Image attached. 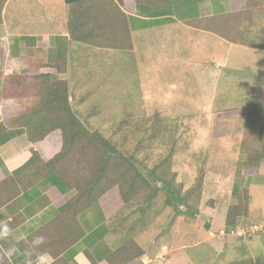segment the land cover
<instances>
[{
	"label": "rangeland",
	"instance_id": "rangeland-1",
	"mask_svg": "<svg viewBox=\"0 0 264 264\" xmlns=\"http://www.w3.org/2000/svg\"><path fill=\"white\" fill-rule=\"evenodd\" d=\"M242 2L246 4L236 14L223 18L229 26L226 31L216 25L215 34L211 33L219 21L211 18L205 1L199 5L198 18L180 19L194 29L192 33L183 27L173 35L167 33L166 39L149 34L147 42L135 41L136 53L128 50L134 47L133 20L120 18L114 6H99L90 12L105 29L102 47L78 45L71 65L69 57L58 63L75 96L72 106L89 122V131L114 137L120 146L123 137L116 139L112 130L117 123L144 119L151 131L158 119L160 143L152 144L151 132L136 127L128 130V148L135 150L137 142L146 138L142 155L151 156L149 165H153L174 146L165 167L176 173L184 192L191 190L192 207L179 206L178 212L164 205V195L146 205L147 192L131 193L138 202L123 224L113 225L117 256H135L143 248L154 257L164 243L178 252L162 264H232L244 259L247 264H264V164L255 163V170H249V157L264 151V0ZM11 14L10 9L8 21ZM60 17L66 15L61 12ZM23 20L14 31L27 34L38 28ZM143 45H150V51L145 52ZM253 138L262 143L260 150ZM80 143L71 149L70 159L77 154L86 170L71 166L69 176L84 184L100 171L89 165L91 142ZM129 172L127 166L118 169L109 164L103 178L94 183L93 195L120 176L129 177ZM135 187L138 190L139 183ZM140 204L147 208L145 227Z\"/></svg>",
	"mask_w": 264,
	"mask_h": 264
},
{
	"label": "crops",
	"instance_id": "crops-1",
	"mask_svg": "<svg viewBox=\"0 0 264 264\" xmlns=\"http://www.w3.org/2000/svg\"><path fill=\"white\" fill-rule=\"evenodd\" d=\"M4 1L0 24V72L9 75L24 71L59 74L56 68L60 62V45L65 46L67 43L65 59L69 57L68 63L72 59L74 49L83 45L65 40H70V7L96 0ZM114 1L129 21L133 20L130 24H133L131 33L134 53L138 51L135 41L147 42L149 34H160L166 39L167 33L169 36L173 35L183 27L191 30L188 33L194 30L181 21L172 8H168L174 5V2L156 1L151 4L144 0ZM241 4L238 0H208L204 7H209L211 15L229 14L239 10ZM10 9L12 14L8 21ZM61 12L66 15L65 19L60 17ZM22 18L23 24H34L38 28L27 34L14 31V26ZM158 45L160 46V43ZM142 48L146 50H143L144 53L149 52L151 47L143 45ZM60 74L61 79L68 81L65 70ZM68 83L71 87L69 81ZM4 103L0 102V123L5 119ZM52 137L49 136L47 142L36 145L24 133L0 146V222L7 223L12 230L11 236L0 239V249L5 255L10 249L18 250L11 258L8 257L12 264H28L30 258L26 255L27 252L33 253L31 259L39 252H46L53 257L54 264H120L116 256L118 246L112 244L111 229L113 217L123 207L117 189L110 190L89 208L75 213L64 207L68 198L45 180L34 178L25 192L20 182H7L17 170L24 167L32 157L33 151H39L45 161L49 160L59 147V140ZM17 192L20 195H17ZM37 236H44L46 242L40 248L33 249L31 241ZM177 250V247L172 248L163 243L154 257L145 254L141 258L122 264L169 263L172 254L178 252Z\"/></svg>",
	"mask_w": 264,
	"mask_h": 264
},
{
	"label": "trees",
	"instance_id": "trees-1",
	"mask_svg": "<svg viewBox=\"0 0 264 264\" xmlns=\"http://www.w3.org/2000/svg\"><path fill=\"white\" fill-rule=\"evenodd\" d=\"M141 1V0H140ZM151 4L156 1L161 2H174L168 8H172L175 15L186 22L192 21L200 16V3L208 0H144ZM242 4V0H238ZM160 2V3H161ZM5 1L0 0V24L2 22L1 13ZM109 4V5H108ZM162 5V4H161ZM160 5V6H161ZM103 6L107 8L114 6L118 10L120 18H129L120 9L119 5L114 0H96L89 2H81L74 4L70 7V16L68 23V31L70 40L65 38L67 42L74 41L79 44L89 45L92 47L100 48V39L105 29L101 27L97 21H94L92 12L90 10ZM246 9V5L243 6ZM166 8V6H165ZM247 10H245L246 12ZM235 13V12H234ZM229 14H214L211 18L217 19L214 27L219 25L223 31L228 30V24L223 22V18L232 15ZM236 14V13H235ZM233 16V15H232ZM230 16V17H232ZM123 18V19H124ZM226 23V24H225ZM119 32V31H118ZM225 40L229 41L228 37L222 35ZM29 39V38H28ZM244 39V38H243ZM243 39L241 40L243 42ZM253 43V42H251ZM67 43L65 46L60 45L59 48V61L65 59ZM134 47H129L128 50ZM120 49V48H116ZM62 65H57L58 73L63 70ZM59 74L50 73H32L24 71L20 74L4 75L0 72V102L4 101L3 112L5 119L0 123V146L8 143L13 138L20 136L24 133L28 135L29 140L36 145H41L42 142H47L49 136L59 140V147L56 148L53 156L45 161L39 151H33L32 157L20 170L14 173V176L8 180L20 182L22 189L27 191L30 183L34 178L47 181L52 187H55L64 197L68 198L66 209H71L78 213L89 208L96 203L103 195L112 189H117L120 192L123 201L122 210L113 217L111 229L113 225H121L127 220L129 213L133 210V204L138 202L137 196L132 197L131 193L141 191L147 192V197L144 202L146 205H151L152 201L160 195H164V205L173 207L178 212L179 206L191 208V190L185 191L180 183L176 181V173H169L165 167L167 159L175 153L174 146H171L164 156H159L158 160L153 165H149L151 156L143 157L142 147L147 142V139L140 140L135 146V150L128 148L130 144V137L128 138V130L139 128L142 132L149 131V124L144 119L130 120L125 118L117 123L112 128L113 134L117 137L122 136L123 140L120 146L117 144L115 138L105 137L99 130L89 131V122L83 121V114L72 106L75 96L71 94V87L67 80L61 79ZM158 119H155L156 127L152 129L150 134V141L152 144H158L162 140L160 138V130L158 126ZM85 139L91 142V149L87 152L89 165L93 164L99 167V175L93 178V181H88L84 184L80 181H74L69 176V170L75 167L77 170L84 169L85 164L77 154L74 159H70V152L73 147H79L82 144L80 141ZM255 143H258L259 150L262 143L258 142L257 138H253ZM54 144L55 142L52 141ZM49 144V143H48ZM40 147V146H39ZM258 148L255 147V151ZM258 150V151H259ZM257 151V152H258ZM252 167L249 170H255L254 164H264V151L256 153L249 157ZM111 164L118 169L122 166H127L129 177L120 176L119 181L108 184L107 188L102 189L99 187L95 195L92 189L93 186L99 183L102 174L106 172L107 166ZM248 170V171H249ZM22 174L23 176H20ZM98 182V183H96ZM96 183V184H94ZM139 183L140 187L137 190L135 187ZM80 184L85 187H81ZM234 193L238 194V186L235 187ZM138 194H140L138 192ZM17 195H20L17 192ZM140 212L142 214L140 222L145 227L146 224V207L140 204ZM240 209L235 207L234 210ZM247 209L243 210V213ZM239 213V212H238ZM237 216H243L239 213ZM157 216V214H155ZM154 216V218H155ZM191 216H193L191 214ZM149 221V225H150ZM230 226V225H229ZM134 229V226L130 227ZM228 229V228H227ZM229 231V229H228ZM143 248H139L138 252L133 255L116 256L120 264L125 262L134 261L145 255ZM0 260L3 264H12L9 258L0 249ZM247 260H240L232 264H247ZM255 264H258L255 262Z\"/></svg>",
	"mask_w": 264,
	"mask_h": 264
},
{
	"label": "clouds",
	"instance_id": "clouds-1",
	"mask_svg": "<svg viewBox=\"0 0 264 264\" xmlns=\"http://www.w3.org/2000/svg\"><path fill=\"white\" fill-rule=\"evenodd\" d=\"M12 235V230L9 228L7 223L0 222V239H7ZM19 239V238H18ZM46 239L44 236H37L31 241V246L33 249H38L40 246L44 245ZM17 249H10L6 253L7 257L11 258L16 254ZM26 255L29 256L28 264H54V259L46 252H39L35 254V258L31 259L33 256L32 252H27ZM0 264H3V261L0 260Z\"/></svg>",
	"mask_w": 264,
	"mask_h": 264
}]
</instances>
